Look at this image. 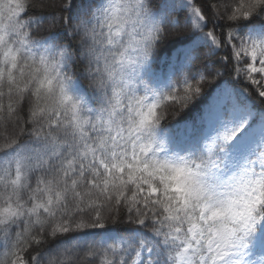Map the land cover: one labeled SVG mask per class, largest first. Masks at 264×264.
Masks as SVG:
<instances>
[{"label":"snow or ice","instance_id":"snow-or-ice-1","mask_svg":"<svg viewBox=\"0 0 264 264\" xmlns=\"http://www.w3.org/2000/svg\"><path fill=\"white\" fill-rule=\"evenodd\" d=\"M0 0V264H264V0Z\"/></svg>","mask_w":264,"mask_h":264},{"label":"trees","instance_id":"trees-1","mask_svg":"<svg viewBox=\"0 0 264 264\" xmlns=\"http://www.w3.org/2000/svg\"><path fill=\"white\" fill-rule=\"evenodd\" d=\"M39 2V0H38ZM45 3H47L49 5V7L43 9V11L45 12H54L55 11V3L56 0H44Z\"/></svg>","mask_w":264,"mask_h":264}]
</instances>
